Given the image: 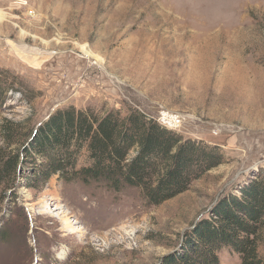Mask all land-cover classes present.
I'll return each mask as SVG.
<instances>
[{
  "label": "rangeland",
  "instance_id": "374dc122",
  "mask_svg": "<svg viewBox=\"0 0 264 264\" xmlns=\"http://www.w3.org/2000/svg\"><path fill=\"white\" fill-rule=\"evenodd\" d=\"M1 76L0 125L69 106L170 112L183 117L173 131L227 160L160 205L135 188L7 178L0 264H159L219 199L264 178V0H0ZM259 240L264 256V229Z\"/></svg>",
  "mask_w": 264,
  "mask_h": 264
},
{
  "label": "trees",
  "instance_id": "16d2710c",
  "mask_svg": "<svg viewBox=\"0 0 264 264\" xmlns=\"http://www.w3.org/2000/svg\"><path fill=\"white\" fill-rule=\"evenodd\" d=\"M0 77V106L9 88ZM0 182L20 180L41 189L56 178L110 191L138 189L144 202L160 205L190 188L193 181L227 160L223 149L203 140L185 139L137 108L100 114L87 107L56 109L31 127L26 120L0 125ZM209 220L199 221L181 246L159 264H220L222 252L240 264H264L259 232L264 229V178L240 195L219 199Z\"/></svg>",
  "mask_w": 264,
  "mask_h": 264
},
{
  "label": "built area",
  "instance_id": "2783aa9c",
  "mask_svg": "<svg viewBox=\"0 0 264 264\" xmlns=\"http://www.w3.org/2000/svg\"><path fill=\"white\" fill-rule=\"evenodd\" d=\"M157 121L162 126L171 130H175L181 126L183 117L175 113L162 112L161 115L157 118Z\"/></svg>",
  "mask_w": 264,
  "mask_h": 264
},
{
  "label": "bare ground",
  "instance_id": "6f19581e",
  "mask_svg": "<svg viewBox=\"0 0 264 264\" xmlns=\"http://www.w3.org/2000/svg\"><path fill=\"white\" fill-rule=\"evenodd\" d=\"M30 49L31 50H34V51H39V49H37V48H31L30 47ZM54 209H58L57 208V206L54 208ZM70 219H63V221H64V223H65V227H66V229H69L70 230V232L71 233H74V225L73 224H75L76 222H74L73 220H72V222L71 221H69ZM78 228L76 229V231L78 232V231H81V227H79V226H77Z\"/></svg>",
  "mask_w": 264,
  "mask_h": 264
}]
</instances>
